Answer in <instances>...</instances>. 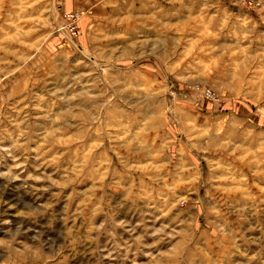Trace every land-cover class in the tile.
<instances>
[{"label":"rangeland","instance_id":"rangeland-1","mask_svg":"<svg viewBox=\"0 0 264 264\" xmlns=\"http://www.w3.org/2000/svg\"><path fill=\"white\" fill-rule=\"evenodd\" d=\"M0 0V264H264V0Z\"/></svg>","mask_w":264,"mask_h":264},{"label":"crops","instance_id":"crops-1","mask_svg":"<svg viewBox=\"0 0 264 264\" xmlns=\"http://www.w3.org/2000/svg\"><path fill=\"white\" fill-rule=\"evenodd\" d=\"M87 2L91 0H78L79 3L81 2ZM77 0H61L62 6L65 10H71L72 8L75 7Z\"/></svg>","mask_w":264,"mask_h":264},{"label":"built area","instance_id":"built-area-1","mask_svg":"<svg viewBox=\"0 0 264 264\" xmlns=\"http://www.w3.org/2000/svg\"><path fill=\"white\" fill-rule=\"evenodd\" d=\"M243 2L250 7H255L257 5V1L256 0H243Z\"/></svg>","mask_w":264,"mask_h":264}]
</instances>
